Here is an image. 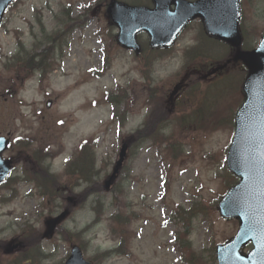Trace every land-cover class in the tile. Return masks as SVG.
I'll list each match as a JSON object with an SVG mask.
<instances>
[{
  "label": "rangeland",
  "instance_id": "374dc122",
  "mask_svg": "<svg viewBox=\"0 0 264 264\" xmlns=\"http://www.w3.org/2000/svg\"><path fill=\"white\" fill-rule=\"evenodd\" d=\"M67 2L71 3V20L84 18L78 17L85 12L83 7L96 2L94 19L85 21L83 30H73L70 43L62 48L63 59L55 60L53 77L42 82L34 79L24 82L17 96L8 98L3 92L12 85L9 81L12 74L0 73V136L10 134V140L26 135L34 137L37 128L46 123L45 132H38L36 137L40 146L54 153V172H67L68 177H62L60 185L67 187L72 196L89 191L86 199L70 208L63 221L65 232L70 236L76 234V239L71 236L64 241L58 234L54 235L35 249L34 256L39 253L40 256L33 259L34 264L61 263L71 242L77 243L84 257L93 264H216L212 256L214 246L232 237L238 223L234 219H222L215 208L218 196L226 190L229 181L225 153L233 132L232 125L217 129L214 120L218 114L224 122L227 114L219 108L227 105L235 112L242 101L238 88L242 76L234 74L239 64H228L205 80L199 78L212 66L222 64L227 50L218 41L203 39L198 20L182 31L171 48L151 52L144 48L135 56L116 45V31L104 15L103 5L107 0H17L7 9L0 27V72L3 57L5 60L16 52V39L20 38L25 48L38 46L29 36V25L34 24L32 18L41 14L50 31L53 15ZM241 11L244 44L253 47L264 31V0H242ZM96 30L103 42L94 39ZM33 31L37 32L36 25ZM138 43L142 48L147 46L144 33L139 35ZM100 46H104L107 53V62L103 65L106 69L95 77L89 69H101ZM203 47L205 55L201 57ZM192 70L198 73L189 78L176 99L168 127H157L154 134L157 138L169 137L176 151L181 152L179 157L172 159L148 139L133 142L113 188L107 192L90 190L93 185H101L111 172L122 138L141 126L147 112L153 109L154 102L146 103L150 89L158 91L157 97H162L163 105L177 79ZM145 72L147 78H143ZM18 83L14 81L13 85L18 87ZM118 87L126 96L117 107L118 115L125 108L121 126L111 117V104L103 99L105 92ZM48 99L50 107L45 105ZM92 101L96 104L92 105ZM196 112L201 113V122H195ZM84 141L90 142L86 155L94 163L87 182L70 172L72 160L78 157L79 145ZM32 189L33 184L21 182L12 202L0 203V225L2 221L13 219L15 214L33 220L43 201ZM28 194L30 196L25 197ZM8 195L3 193L2 197ZM69 196L64 194L59 201L64 204ZM48 206L51 211L52 203ZM96 211H100V219H96ZM114 219L126 221L125 226L113 224ZM38 227L42 229L41 222ZM185 227L195 254L191 260L175 243L176 234L182 235ZM19 230L16 227L8 237L15 236ZM122 235L126 251L117 253ZM1 253L0 260L7 257ZM26 261V264L32 262Z\"/></svg>",
  "mask_w": 264,
  "mask_h": 264
},
{
  "label": "water",
  "instance_id": "95a60500",
  "mask_svg": "<svg viewBox=\"0 0 264 264\" xmlns=\"http://www.w3.org/2000/svg\"><path fill=\"white\" fill-rule=\"evenodd\" d=\"M12 1L0 0V18L6 5ZM152 1L155 4L153 10L133 8L119 2L108 5L109 16L120 27L117 38L125 47L138 50L133 36L139 30L148 33L152 46L169 45L182 26L195 16L202 18L209 34L238 47L239 0ZM171 4L176 6L175 11L169 9ZM235 55L234 60H242L248 71L241 87L245 100L234 118L235 133L227 152L226 165L240 177V181L223 197L219 209L222 216L238 218L240 227L231 241L218 246L217 253L219 264H264V37L256 49L238 50ZM179 88V84L174 85L171 95ZM1 144L0 147L3 146ZM125 149L122 145L119 160L106 180L107 186L122 163ZM65 213L48 221L47 235ZM248 241H252L253 249L245 256L239 249ZM72 248L64 264H90L82 259L79 248Z\"/></svg>",
  "mask_w": 264,
  "mask_h": 264
},
{
  "label": "trees",
  "instance_id": "16d2710c",
  "mask_svg": "<svg viewBox=\"0 0 264 264\" xmlns=\"http://www.w3.org/2000/svg\"><path fill=\"white\" fill-rule=\"evenodd\" d=\"M167 117H168V113L166 112L165 108H163V107L158 108L156 111L153 112V115H151V117L149 118V120L145 124L146 126L143 129V131H140L139 133L134 134V136H136V137H140V135L152 136V131L154 130V122L158 121L159 119L164 120ZM220 119H221V115L216 114L215 120H214V122L217 123L216 128L220 129V128L229 127V124L226 121L221 122ZM231 179L234 180V176H232ZM92 188H98L99 189L100 187L98 185H94ZM83 193H84L83 194V196H84L85 192H83ZM120 224H123V223H120ZM180 242H184V241L181 240ZM182 246H185V245L182 244Z\"/></svg>",
  "mask_w": 264,
  "mask_h": 264
},
{
  "label": "flooded vegetation",
  "instance_id": "af4514ba",
  "mask_svg": "<svg viewBox=\"0 0 264 264\" xmlns=\"http://www.w3.org/2000/svg\"><path fill=\"white\" fill-rule=\"evenodd\" d=\"M23 248H25V241H24V247ZM12 257H16V255L14 256V254L13 255H11Z\"/></svg>",
  "mask_w": 264,
  "mask_h": 264
}]
</instances>
